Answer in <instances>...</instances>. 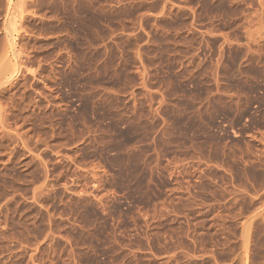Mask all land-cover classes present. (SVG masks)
<instances>
[{"label": "rangeland", "instance_id": "1", "mask_svg": "<svg viewBox=\"0 0 264 264\" xmlns=\"http://www.w3.org/2000/svg\"><path fill=\"white\" fill-rule=\"evenodd\" d=\"M0 264H264V0H0Z\"/></svg>", "mask_w": 264, "mask_h": 264}, {"label": "bare ground", "instance_id": "2", "mask_svg": "<svg viewBox=\"0 0 264 264\" xmlns=\"http://www.w3.org/2000/svg\"><path fill=\"white\" fill-rule=\"evenodd\" d=\"M14 77V76H13Z\"/></svg>", "mask_w": 264, "mask_h": 264}]
</instances>
